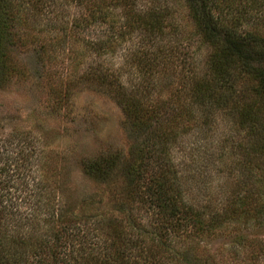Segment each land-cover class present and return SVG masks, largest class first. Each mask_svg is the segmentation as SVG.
Segmentation results:
<instances>
[{
  "label": "trees",
  "instance_id": "16d2710c",
  "mask_svg": "<svg viewBox=\"0 0 264 264\" xmlns=\"http://www.w3.org/2000/svg\"><path fill=\"white\" fill-rule=\"evenodd\" d=\"M184 2L202 72L166 0H0V82L22 72L9 46L38 44L114 98L130 142L81 159L97 191L73 200L55 150L0 134V264H264V0ZM209 170L227 182L212 210L186 199Z\"/></svg>",
  "mask_w": 264,
  "mask_h": 264
},
{
  "label": "rangeland",
  "instance_id": "374dc122",
  "mask_svg": "<svg viewBox=\"0 0 264 264\" xmlns=\"http://www.w3.org/2000/svg\"><path fill=\"white\" fill-rule=\"evenodd\" d=\"M166 2L171 6L175 21L187 34H191L190 51L201 71L205 68L204 61L210 47L194 31L184 0ZM66 6L69 7L67 14L72 16L76 12L74 5ZM41 47L38 44L9 46L10 57L22 72L7 82H0V134L13 131L27 133V140L39 139L48 154L50 149L55 150L49 155V162L54 164L59 160L62 163L61 172L67 192L76 200L97 191L96 184L82 174L81 159L101 152L128 151L130 142L124 126V114L107 92L86 82H75L73 76L68 75L70 67L65 58L51 59L50 63L40 60L38 50ZM60 87L61 94H58ZM229 122L228 119H218L216 132L203 138V143L208 147L216 146L215 151L225 143L227 151L230 143L223 138L229 130ZM231 172L235 174L237 168ZM223 180L224 177L209 170L202 183L199 180L187 186L186 199L193 204L208 203V210H212L225 196L227 182L223 183ZM227 180L230 185L232 179ZM260 186L264 188V184ZM257 237L264 238V228L258 231ZM219 240L210 239L205 244L213 250Z\"/></svg>",
  "mask_w": 264,
  "mask_h": 264
}]
</instances>
